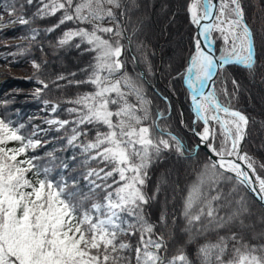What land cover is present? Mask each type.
Segmentation results:
<instances>
[{
	"label": "snow or ice",
	"instance_id": "6c2138e0",
	"mask_svg": "<svg viewBox=\"0 0 264 264\" xmlns=\"http://www.w3.org/2000/svg\"><path fill=\"white\" fill-rule=\"evenodd\" d=\"M39 3L37 16L61 14L54 28L67 22L78 25L63 32L58 46L83 44V51L93 54L81 70L85 78L69 81L91 86L69 101L74 106L67 111L74 118L46 121L58 131L71 125L66 143L78 150L71 159L82 157L83 170L70 180L52 178L53 154H48L52 167L38 165L29 150L41 141L0 118V264H264V175L240 147L250 121L222 103L220 94L228 96V91L215 86V78L228 66L241 67L253 78L261 67L242 0H190L186 8L199 31L177 75L195 113L194 123L203 122L202 131H193L212 154L183 204L188 243L214 234L198 247L195 261L183 246L170 251L167 213L153 222L148 211L167 183L162 178L149 195V169L166 152L179 157L188 153L181 139L159 123L165 112L151 109L145 86L150 57L156 53L144 38L146 16L133 15L141 5L137 0ZM15 10L11 6L9 15ZM15 19L29 23L23 16ZM213 33L220 49L214 46ZM129 63L143 64L146 71L129 73ZM232 84L239 89L235 79ZM214 124L221 137L218 147ZM12 142L17 146L10 147ZM59 166L69 168L63 161ZM259 167L264 169V164Z\"/></svg>",
	"mask_w": 264,
	"mask_h": 264
},
{
	"label": "rangeland",
	"instance_id": "374dc122",
	"mask_svg": "<svg viewBox=\"0 0 264 264\" xmlns=\"http://www.w3.org/2000/svg\"><path fill=\"white\" fill-rule=\"evenodd\" d=\"M181 1L182 0H143L140 4L141 8L136 10L133 15L134 17L145 15V21L150 18L152 19L149 20V22L147 21V26L144 25V37L152 39L158 36L159 40L157 39L155 45H150L152 50H156L157 56L159 55V50L163 51L165 56V63L164 65H158V72L156 73L151 66V73L147 75L148 83L145 86V90L151 101L152 112H165L166 119L159 121V123L162 126H166L167 131L171 132L173 135H176L180 139H185L186 136L183 135L182 130L179 128V125L182 123H178L177 119L170 116L172 111L174 113L178 111L176 108L177 106L180 107V112L183 113L181 95L178 93L179 90L177 91L178 83H172L173 77L176 75L175 71L180 68L187 48V29L181 17ZM13 5L16 10L12 15H9V11ZM21 5H23V2L20 0H8V4L0 3V31L4 30V32H6V38L0 41V112L3 114L7 113V115L8 113L18 115L19 111H25L22 122L30 126L28 137L33 140H40V146L51 142L52 146L50 148L54 151L53 154L64 157L67 151V149H64V146L67 145L66 131L64 129L58 131L57 125L48 124L46 121H71L73 119L74 116L67 111L68 108L74 106L69 103V101L78 95L91 91V86L87 84L77 85L75 83H69V81L85 78V74L81 70L89 64L93 54H90L88 58V55L82 53V50L74 52L71 50L72 48L64 50L65 47L58 46V41L62 37L61 33L70 28L74 29L78 27V25L75 23L73 25L68 24L53 33L54 36H49L47 35L46 29L52 25L51 19L43 18L38 22L35 19L28 18L25 7H21ZM262 10L264 11L263 7ZM17 16H23L29 23H20L19 20L15 19ZM256 17L261 29H263L264 12L260 15H256ZM54 18H56V16H54ZM79 26L85 27L86 25ZM163 27H165V31H163ZM217 37L218 34L213 33L215 48L216 41H219L218 46L220 49L222 44ZM4 51H6L5 54ZM217 55H219V52ZM152 63L151 60V65ZM36 65H39V67H36ZM127 70L129 73L133 74L135 72L146 71L145 65L140 63H129L127 65ZM73 73H75V75H73ZM60 76L65 77V79H57V77ZM41 82L46 83L48 87H43ZM224 83L223 81V87ZM242 87L244 93L249 98L253 97L257 105L264 108V88L260 89L259 85H252L249 83H244ZM255 94H257L256 97ZM162 97H167V101ZM221 102L224 103L222 100ZM224 104L229 105L228 103ZM56 105H58V107L59 105L62 106L63 110L57 112L58 107H56V110L53 111V107ZM184 105L186 106V104ZM33 106H36V108ZM242 113L246 115L244 112ZM167 116L170 117L167 118ZM181 120L184 122L182 127L183 130L188 131L189 140L193 143L190 147H194V149H191L194 150L195 153V147L199 143L195 134L193 133L192 135V132L193 129H195L196 132L202 131L203 125L200 122L193 124L194 118L189 121L185 118L184 113L181 115ZM199 124L201 128H199ZM70 127L71 125H69V129ZM213 127L216 129L215 143L218 147L221 142V137L218 126L214 124ZM68 131L70 130H67V132ZM91 134L90 132L89 135ZM256 143L264 148V134L258 136ZM185 149L188 154H191L190 148L185 147ZM30 151L32 150H29V152ZM202 152L205 153L204 151ZM73 153H76V151H73ZM205 156L208 158L206 153ZM164 157V160L160 162V164L152 166L149 169V179L147 181V191L149 195L154 191L156 185L161 182L162 178L167 180V183L161 185L162 191L157 197V200L152 202L149 206H151L153 210H157L158 215H161L162 212L167 213V217L169 221H171L169 222L167 231H171V234L175 230L174 228H176L177 231H183L178 237L181 246H183L188 243L187 233L184 232V226L174 219L177 217L179 218V213L182 208V205H178L177 202L179 199L182 200V196L184 197L188 193L186 192L188 190L187 185L192 183L196 178V171L198 170L197 163L196 161H188L185 165L175 164L174 162L169 163L165 160L170 157V154L164 153ZM79 162L80 159L77 161L75 160V165L71 170L73 174L79 175L83 170ZM262 172L261 174L264 175V169H262ZM257 173L259 174L258 169ZM80 187H84L82 178L80 180ZM152 187H154L153 190ZM183 220L185 221L184 217ZM199 237L202 238L203 236H198L195 239ZM170 241L175 243L176 238Z\"/></svg>",
	"mask_w": 264,
	"mask_h": 264
},
{
	"label": "trees",
	"instance_id": "16d2710c",
	"mask_svg": "<svg viewBox=\"0 0 264 264\" xmlns=\"http://www.w3.org/2000/svg\"><path fill=\"white\" fill-rule=\"evenodd\" d=\"M20 1L23 2V7H25V9H26V13L28 15V18H31L33 20L35 19L38 22L41 21L40 19H43V18H50L51 19L52 25H50L46 29L47 35H49V36H52L53 33L57 32V30H60L65 26H67L68 24H70V25L74 24L73 22H67L63 25H60L59 27L54 28V26L58 23V20H59L58 18L61 15L60 13H57L55 15L56 18H54V16H44V15L37 16L36 15L37 9H38V7L41 6L39 3V0H33L32 4H26L25 0H20ZM189 1L190 0H182L181 1V6H180L181 7V17L183 18L186 29H187V48H186V52H185V57L182 61L180 68H178V70L175 71L176 75L173 77L172 83L173 82H174V84L178 83L177 84L178 85L177 91L179 90L178 93H179V95H181V103H182L183 113L185 115V118H187L190 121L192 119V116H191L189 109H188V104H189L188 94H187V91L183 85L182 79L177 75L178 71L183 72V66L186 62L187 57L189 56V54L191 52V49H192L193 37H194V32H195L194 26L190 23L189 15L186 11V8H187V5L189 4ZM137 2L139 4H141L143 2V0H137ZM0 3H5V4L7 3L8 4V0H0ZM242 5H243L244 10H245V20L250 25V27L253 29V31L256 35V48H257L258 65H260L261 67L258 68L257 74L254 78L251 77L249 75V73L243 68H240L237 66L227 67L225 70L221 71V73H220L221 75L219 76L220 78L218 77V79L216 80L217 82H216L215 86L218 90L221 89L223 87L222 82L224 81L225 83H224L223 88L227 89L228 96H224L223 94H220V99L224 103L230 104L231 108L238 109V110L244 112L248 116L250 123L248 126V134H247V138L245 141L244 148H245V151L251 157H253L255 159V161L257 162V169L259 170V174L262 175L261 173H263V172H262V169L259 167V165L264 164V148H262L256 142H257L258 136L264 134V127H262V123H264V108H262L261 106H258L257 102L253 99V97L249 98L244 93L242 86L244 83H249L252 85L253 84L259 85L260 89L264 88V28L261 29V27L258 23L257 17H256V15H260L264 12L262 10V7L264 8V0H242ZM149 20H152V19L150 18V19L146 20L145 26L148 25ZM163 31H165V27H163ZM5 33L6 32H4V30L0 31V41L6 38ZM62 35H63V33H61V36ZM144 38H146V37H144ZM150 39L146 38V40L148 42H150V44H152V45L153 44L155 45L157 39L159 40L158 36L155 38H152L153 40L152 39L150 40ZM76 42H77V40L72 41V43H76ZM218 44H219V41H216V49H219ZM63 47H65L64 50L72 48L71 50H73L74 52H78V51L82 50V53H86V55H88L87 56L88 58L90 57V54H92L90 52L83 51V49L85 47V45H83V44L81 45L80 48L71 47L70 45H64ZM153 51H155V53H156L155 49ZM5 52L6 51H4V54H5ZM158 52H159L158 56L154 55V56L150 57V59L154 57L153 59H151L153 62L151 66L153 67V69L155 70L156 73L158 72V65L159 64L164 65V63H165V56L163 54V51L159 50ZM217 53H218V51H217ZM90 60H92V57L90 58ZM233 79H235L239 83V89L234 88V86L232 84ZM256 96H257V94H255V97ZM174 103L176 105L175 100H174ZM183 103L186 104V106ZM33 107L36 108V106H33ZM176 108L178 111H176L175 113L172 111L170 116L173 117L174 119H177L178 123H181V112H180L181 109L179 106H177ZM62 110H63V107L59 105L57 112L62 111ZM24 115H25V111H19L18 115L13 114V113H8V115H7V113L3 114L0 112V118H3L8 122H11L13 127L22 126L20 128L21 133L23 135H25L26 137H28L30 126L25 125L22 122ZM170 116H167V118H169ZM198 126H199V128H201L200 124ZM179 128L182 130L183 135L186 136L185 139H181L184 146L186 148L194 149V147H190L193 143H191V141L189 140V134L183 130L182 124L179 125ZM69 133H70V131H68V132L66 131V139L69 136ZM9 146L10 147L17 146V142H12ZM51 146H52L51 142H48L46 145L40 146V147L36 148L34 151L33 150L30 151L29 155L36 157L35 162L38 165L52 167V165L49 164V160L51 158L48 155L49 153H52V154L54 153V151L51 150V148H50ZM64 147H65L64 148L65 150L67 149L64 157L61 155L53 154V156L56 159L52 162V164H54L55 167H52L51 177L55 178L57 180L60 179L61 175H63V177L66 180H70L72 177L79 176L78 174H73L71 172L73 166L75 165V163H74L75 160H72L71 157L74 154L73 151H76V153H78V150L74 149L68 145H65ZM192 149L190 151L191 154H188L185 157H179L175 153H169L170 157H168L165 160L166 162H169V163L174 162L175 164H181V165H185L186 162H188V161H194V162L196 161L197 169H198L196 171V178L193 180L192 183L187 185L188 190L191 187V185L199 177L200 173L203 170V166L209 162L208 158L205 156V153H203L200 150L197 151L196 153H194V150H192ZM167 153L168 152H166V154ZM81 158L82 157H80L77 154L76 161L78 159L81 160ZM62 161L69 164L68 169H64V168L59 166ZM158 164H160V163H155V164H153V166H157ZM153 188L154 187H152V190H153ZM188 190L186 192H188ZM186 192H183V193H186ZM187 194L184 197L182 196V200L179 199V201L177 202L178 205H180V204L182 205V208L180 210L181 212L179 213L180 214L179 218L177 217L176 219H174V220H176V222L180 223L184 227H185L186 222L183 220L182 211H183L184 198L187 196ZM148 211H150L149 212L150 213V219L153 222H158L157 218H159L160 215H158L157 210H153L151 206H148ZM168 221H169V219H168ZM169 222H171V221H169ZM174 229L175 230L172 232V236H171L170 240L176 238V242L174 243V242L169 241L170 251H175L176 248L181 246L180 241L178 240V237H179V235H181V233H183V231L182 230L177 231L176 228H174ZM211 237L214 238V234H205V236H203L202 238L199 237V238L195 239L193 242L186 243L183 245L184 250L189 255L190 259L195 261L198 247L205 242L212 241L213 238H211Z\"/></svg>",
	"mask_w": 264,
	"mask_h": 264
},
{
	"label": "water",
	"instance_id": "95a60500",
	"mask_svg": "<svg viewBox=\"0 0 264 264\" xmlns=\"http://www.w3.org/2000/svg\"><path fill=\"white\" fill-rule=\"evenodd\" d=\"M194 26V28H195V35H196V33L199 31V29H197L196 28V26L195 25H193ZM214 46H215V44H214ZM228 67H230V66H228ZM220 75V74H219ZM218 75V76H219ZM218 76L215 78V79H217L218 78ZM185 87V86H184ZM206 90H208V91H210L211 89H206ZM190 110H191V106H190ZM235 110V109H234ZM192 111V110H191ZM239 111V110H238ZM241 112V111H240ZM192 113H193V115H194V119H195V113L192 111ZM242 113V112H241ZM198 122H200L202 125H203V122L202 121H196L195 123H194V121H193V124H196V123H198ZM192 133H194L195 134V132L193 131ZM195 136L197 137V139H198V145H196V147H195V153L197 152V150H202V151H204L207 155H208V158L212 155L211 153H210V151L208 150V148L204 145V144H202L201 142H200V140H199V137L195 134ZM245 138H246V136H245ZM244 142H245V139H244V141L241 143V145H240V147H241V149L244 151ZM197 146H199V147H197ZM245 152V151H244ZM214 158V157H213Z\"/></svg>",
	"mask_w": 264,
	"mask_h": 264
},
{
	"label": "bare ground",
	"instance_id": "6f19581e",
	"mask_svg": "<svg viewBox=\"0 0 264 264\" xmlns=\"http://www.w3.org/2000/svg\"><path fill=\"white\" fill-rule=\"evenodd\" d=\"M238 67V66H237ZM241 68V67H240ZM188 109H189V112H190V114H191V116H192V118H194V115H193V113H192V111L190 110V102H189V106H188ZM221 115H223V114H221ZM182 127H183V124H182ZM186 133H188V131L186 130L185 131ZM192 135H193V133H192ZM197 138V137H196ZM199 142V141H198Z\"/></svg>",
	"mask_w": 264,
	"mask_h": 264
}]
</instances>
